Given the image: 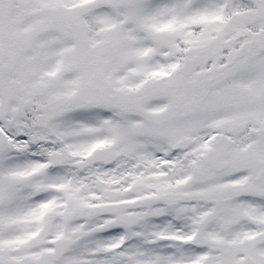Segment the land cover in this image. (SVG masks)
Listing matches in <instances>:
<instances>
[{
  "label": "snow or ice",
  "instance_id": "snow-or-ice-1",
  "mask_svg": "<svg viewBox=\"0 0 264 264\" xmlns=\"http://www.w3.org/2000/svg\"><path fill=\"white\" fill-rule=\"evenodd\" d=\"M0 264H264V0H0Z\"/></svg>",
  "mask_w": 264,
  "mask_h": 264
}]
</instances>
